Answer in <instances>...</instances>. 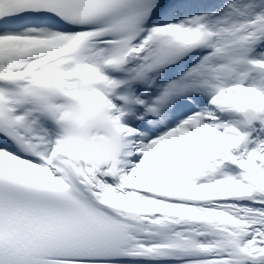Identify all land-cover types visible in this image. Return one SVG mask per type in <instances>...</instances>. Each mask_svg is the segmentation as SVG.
I'll return each instance as SVG.
<instances>
[{
	"label": "snow or ice",
	"instance_id": "6c2138e0",
	"mask_svg": "<svg viewBox=\"0 0 264 264\" xmlns=\"http://www.w3.org/2000/svg\"><path fill=\"white\" fill-rule=\"evenodd\" d=\"M0 264H264V0H0Z\"/></svg>",
	"mask_w": 264,
	"mask_h": 264
}]
</instances>
